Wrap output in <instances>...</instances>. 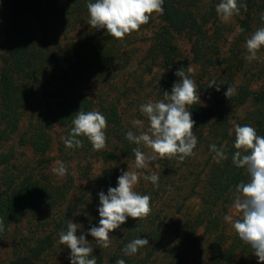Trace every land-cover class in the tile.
Instances as JSON below:
<instances>
[{
    "label": "rangeland",
    "instance_id": "374dc122",
    "mask_svg": "<svg viewBox=\"0 0 264 264\" xmlns=\"http://www.w3.org/2000/svg\"><path fill=\"white\" fill-rule=\"evenodd\" d=\"M117 1L122 4L118 9L123 8L125 0ZM236 4V0H229L228 4L200 0L192 9L193 14L207 17L210 8L216 6V16L205 18L200 29L178 36L173 34L176 61L185 66L175 88L168 83L169 72L160 67L161 57L151 50L155 36L164 25L157 14L151 16L152 22L146 27L138 23L136 28L133 26L120 34L114 50L121 60V70L114 64L100 77L90 75L91 80L82 87L95 100L107 96L108 111L116 109L124 127L138 132L143 145L135 160L121 159L110 165L92 158L94 152L60 154L58 147L65 137L64 128L59 126L51 134L50 150L45 157L47 165L40 166L39 155L31 147L22 146L20 138L30 120L37 121L40 117L45 105L43 92L38 93L27 111L21 112V116L17 114V128L3 120L0 111V192L9 184L16 185L13 179L32 175L48 187L69 190L60 207L49 208L46 199L39 196L35 197L34 208L22 217L8 220V228L0 236V264H14L26 256L39 238L53 231L55 224L61 225L63 215L70 216L68 221L64 218L70 236H57L53 249L38 257L36 264H93L91 261L98 254L107 260L131 232L130 228L148 216L145 204L149 202L150 218L158 216L155 225L163 223L162 231L174 223L179 210L183 214L188 210L195 214L200 208V198L184 200L192 187L201 195L212 170L224 168L228 158L224 149L231 144L224 140L226 135L245 146L248 152L243 153L247 157L240 160V165L241 157L229 161V164L233 162L230 172L238 166L243 172L231 182L233 185L238 181L239 185L229 195L231 203L222 223L231 238L240 223L247 221L249 226L243 239L254 244L246 264H264V229L259 221L264 216L261 209H253L256 201L261 202L256 197L262 195L264 188V105L253 104L251 100L238 105L232 100L243 89L254 93L264 91V19L252 26V32L246 33L237 20L239 17L233 15ZM0 7V29H3L6 10L1 1ZM108 16L105 10L92 13L73 30L69 28L60 39L67 41L92 35L107 25ZM29 18L21 38L23 33L29 36L37 31L36 18L32 13ZM140 20L144 22L143 18ZM3 31L0 30V62L5 52L1 41ZM224 93L231 102L221 98ZM190 104L203 109L214 107L215 113L208 119L197 117L188 110ZM94 114H98L97 110ZM97 135L90 133V140L97 139ZM109 147H114L112 141ZM69 156L74 158L68 161ZM166 167L167 172L161 179L159 175ZM115 171L124 178L121 188L116 189L107 181L97 187L101 178ZM93 188L95 192L89 196ZM107 196L108 200L103 199ZM167 232L148 264L171 263L175 244ZM197 237L201 239V246L197 257L189 259L188 264L211 256L212 237L207 236L204 227L197 230Z\"/></svg>",
    "mask_w": 264,
    "mask_h": 264
},
{
    "label": "trees",
    "instance_id": "16d2710c",
    "mask_svg": "<svg viewBox=\"0 0 264 264\" xmlns=\"http://www.w3.org/2000/svg\"><path fill=\"white\" fill-rule=\"evenodd\" d=\"M6 10L3 24L4 57L0 62V111L3 120L10 121L13 128H17V114L27 111L35 102L39 92L45 105L41 109L37 121L30 120L27 130L20 140L24 147H31L39 155L38 164L47 165L45 158L50 150L51 134L56 127H62L64 143L58 147L60 154L65 151H73L79 155L94 152L95 159L106 164L113 165L118 160L126 161L137 159L142 152V141L134 128L124 127L118 111L112 108L108 111L105 105L107 96L100 100L84 93L82 87L89 82L90 75L100 77L106 74L116 64L119 67L121 60L116 56L115 45L123 31L138 23L146 27L152 22V15L157 14L161 23H164L159 34L155 36L151 50L161 57L160 67L169 72L168 83L177 85L179 77L185 70V66L176 61V47L173 44V34L188 33L203 26L204 19H212L216 16V6H212L207 17L194 15L192 9L200 0H125L123 8L117 0H0ZM219 3L228 4L229 0H219ZM233 15L239 17L242 29L246 33L253 31V25L264 19V0H236ZM1 8V7H0ZM108 12L107 25L94 31L92 35L85 34L74 40L63 41L60 38L67 30L74 29L81 24L85 17L92 13ZM34 15L37 22V31L31 35H25V25L30 14ZM101 16V15H99ZM143 18V21L140 20ZM74 27V28H73ZM7 33L4 35V33ZM23 33L22 38L20 33ZM121 34V35H120ZM1 37V35H0ZM115 37V39H113ZM18 38H21L20 40ZM95 68V69H94ZM117 70V71H118ZM221 98L231 102L229 96L224 93ZM238 105L251 100L253 104L264 105V91L254 93L242 90L232 99ZM95 101L98 102L96 105ZM41 102V101H40ZM222 100L218 101L221 105ZM113 103L109 104L112 106ZM97 106V107H96ZM191 114L208 119L215 113V108L203 109L195 105H187ZM97 110L98 114H94ZM22 113L20 114V116ZM9 118V119H7ZM40 122H43L39 124ZM49 122V124H45ZM95 132L97 139L90 140L89 134ZM102 132V139L100 133ZM50 137V138H49ZM100 137V138H99ZM102 141H101V140ZM227 144V163L224 168H214L210 173L208 183L203 187L202 194L191 189L190 195L184 202L194 197H199L200 208L195 214H191L187 205L184 213L176 212L177 219L172 225L163 228L155 225L158 216L150 218L151 202L143 203L148 216H144L143 222H139L130 228L127 237L118 243V249L106 260L103 254H98L92 259L93 264H148V260L154 256L163 235L167 232L173 237L175 247L170 264H188L189 259L197 257L201 239L197 237V230L204 227L207 236L212 237L209 244L211 256L202 258L195 264H246V258L251 252L253 242L244 241L245 229L249 223H240L236 233L229 238L226 235L225 224L222 223L223 214L231 203L229 195L238 187L237 183L231 185L233 178H237L243 172L242 167H237L231 172L233 162L231 158L243 157L245 146H240L233 138ZM113 142L114 147H109ZM106 147V148H105ZM254 151V149L252 150ZM250 151V152H252ZM72 153V152H71ZM247 153H245L246 155ZM247 157V156H246ZM245 157V158H246ZM70 158V159H69ZM68 161L74 157L69 156ZM112 171V169H111ZM167 167L160 178L163 179ZM166 177V176H165ZM124 178L116 171L98 181L100 188L103 181L119 189L124 183ZM16 185L9 186L0 192V236L8 228L10 218H19L27 211L34 208L35 197L46 199L49 208L60 207L61 202L67 199L68 191L57 187L47 186L41 181H36L32 176L18 180L13 179ZM97 188V189H98ZM114 189V190H116ZM95 188L88 193L92 196ZM262 195H258L253 209H261L264 216V188ZM82 197V196H81ZM80 197V198H81ZM103 199L108 200V196ZM102 199V200H103ZM185 206V204L183 205ZM167 208V207H166ZM251 212V211H250ZM146 214V215H147ZM61 225L55 224L54 230L39 238L31 247L27 255L15 261L14 264H36L37 258L53 249L57 236L69 235L65 224L70 216L63 215ZM65 218V220H64ZM251 219H254L251 216ZM261 227L264 229V217H260ZM46 222V221H44ZM259 226V228H261ZM160 230L162 232H160ZM245 260V261H244Z\"/></svg>",
    "mask_w": 264,
    "mask_h": 264
}]
</instances>
